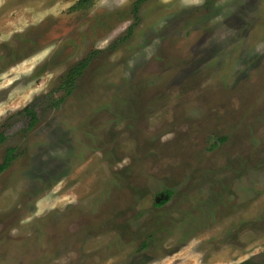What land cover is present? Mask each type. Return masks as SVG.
Returning <instances> with one entry per match:
<instances>
[{
  "label": "rangeland",
  "instance_id": "obj_1",
  "mask_svg": "<svg viewBox=\"0 0 264 264\" xmlns=\"http://www.w3.org/2000/svg\"><path fill=\"white\" fill-rule=\"evenodd\" d=\"M78 1L0 0V264H264V0Z\"/></svg>",
  "mask_w": 264,
  "mask_h": 264
},
{
  "label": "trees",
  "instance_id": "obj_2",
  "mask_svg": "<svg viewBox=\"0 0 264 264\" xmlns=\"http://www.w3.org/2000/svg\"><path fill=\"white\" fill-rule=\"evenodd\" d=\"M148 0H137V2L134 4V13L138 14V9L139 6L146 2ZM93 4L92 0H79L78 3L73 7V10H84L89 8L91 5ZM91 61V57H87L85 59H83L81 62H79L78 64L72 66L67 74L62 78V85L69 87L70 89H72V87H74L79 79V76H81L84 71H86V69L89 67ZM25 116L29 117L30 121L28 124V129H33L37 122H38V115L35 111H33L32 109H30L29 107H26L24 109ZM7 140V136L4 133H0V146L3 145ZM16 149L15 148H9L6 152L5 158L2 162V164H0V175L5 172L7 169H9L12 165V163L15 161V159L17 158L16 154ZM167 196H171L172 192L169 190L165 191V194ZM242 264H253L250 261H245Z\"/></svg>",
  "mask_w": 264,
  "mask_h": 264
},
{
  "label": "flooded vegetation",
  "instance_id": "obj_3",
  "mask_svg": "<svg viewBox=\"0 0 264 264\" xmlns=\"http://www.w3.org/2000/svg\"><path fill=\"white\" fill-rule=\"evenodd\" d=\"M94 255H98L97 253H94Z\"/></svg>",
  "mask_w": 264,
  "mask_h": 264
}]
</instances>
